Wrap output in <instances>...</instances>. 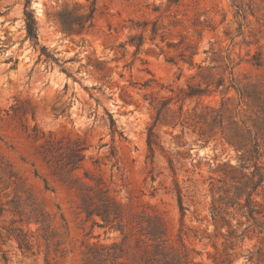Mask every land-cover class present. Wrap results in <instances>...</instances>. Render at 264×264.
<instances>
[{
	"label": "rangeland",
	"instance_id": "rangeland-1",
	"mask_svg": "<svg viewBox=\"0 0 264 264\" xmlns=\"http://www.w3.org/2000/svg\"><path fill=\"white\" fill-rule=\"evenodd\" d=\"M24 2L0 0V264H141L155 215L181 262L264 264V0H31L37 45ZM96 182L117 218L82 211Z\"/></svg>",
	"mask_w": 264,
	"mask_h": 264
},
{
	"label": "trees",
	"instance_id": "trees-1",
	"mask_svg": "<svg viewBox=\"0 0 264 264\" xmlns=\"http://www.w3.org/2000/svg\"><path fill=\"white\" fill-rule=\"evenodd\" d=\"M30 1L25 0L24 2V14H25V28H26V37L34 44L37 45L36 39V29H35V18L33 11L30 9ZM64 25L68 26V22L64 21ZM42 54H45L47 58H52L55 61H58L57 58L49 56L45 53L46 49L41 47ZM64 70V69H63ZM205 93L201 90H195L193 88H189L188 92H185V98L191 99L196 96H202ZM156 98L152 100V103L155 102ZM156 110V118L154 122H157L161 115V109L158 107H154ZM153 130L149 128L148 130V138H147V145L150 152V157L153 159L154 149H153ZM50 144V141H48ZM258 145L255 144V147L249 151V157L252 161H254L255 165H257V161L260 157V153L258 151ZM83 149L75 148L71 152L70 161L65 163V166L73 167L72 170L76 169L77 166L83 160ZM87 177V175H85ZM96 190H94V196H92L89 192H85L84 188H80L79 198L81 201V208L82 211L85 213L88 219L93 218L94 216L100 217L103 221H108L111 215H115L113 218H117L121 214L120 206L110 197L107 195V191L104 189L100 182H96L95 185ZM97 199V202L94 199ZM177 201L179 204V208L181 212L184 211V207L182 204V197L180 194L177 196ZM99 202V203H98ZM155 224L147 228V232L145 233V241L143 244H137V247L140 248L142 252V256L140 257L141 264H200L194 263L192 261H187L185 259L184 262H181L180 257L178 255H172L171 251L167 249V247L163 244L159 243V239L163 235L164 225L163 222L160 220L158 216H154ZM100 246V245H99ZM93 247H98V245H94ZM170 249V248H169ZM118 256L117 258H120ZM121 264V263H120Z\"/></svg>",
	"mask_w": 264,
	"mask_h": 264
}]
</instances>
